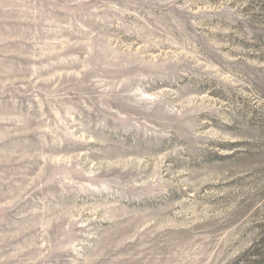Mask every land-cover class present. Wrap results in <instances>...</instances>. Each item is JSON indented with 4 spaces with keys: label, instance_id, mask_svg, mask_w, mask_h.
Here are the masks:
<instances>
[{
    "label": "rangeland",
    "instance_id": "rangeland-1",
    "mask_svg": "<svg viewBox=\"0 0 264 264\" xmlns=\"http://www.w3.org/2000/svg\"><path fill=\"white\" fill-rule=\"evenodd\" d=\"M0 264H264V0H0Z\"/></svg>",
    "mask_w": 264,
    "mask_h": 264
}]
</instances>
